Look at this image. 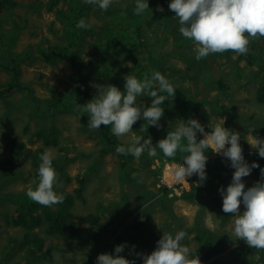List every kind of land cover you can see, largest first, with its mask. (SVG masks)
I'll return each mask as SVG.
<instances>
[{
    "label": "rangeland",
    "instance_id": "rangeland-1",
    "mask_svg": "<svg viewBox=\"0 0 264 264\" xmlns=\"http://www.w3.org/2000/svg\"><path fill=\"white\" fill-rule=\"evenodd\" d=\"M14 1L17 3L10 10H7L5 6H0V35L7 38L5 43L0 42V66L4 62L3 54L7 52V62L12 61L13 64L14 60L17 62L22 71L21 79L30 86L32 95L39 99H48L71 90L75 91L74 95L81 101L80 105H85L93 99L92 96L98 94L97 90L91 86L92 83L111 84L120 90L124 89L126 81L120 74L115 75V78L109 81L103 77L104 82L99 83L101 77H98L100 70L98 71L97 68L101 66V61L106 55L107 58L113 55L111 54L113 50L109 47L106 52L107 45L98 41L94 36L95 33L86 34V37L74 46L70 52L74 55V60L61 57L56 63L49 64L45 61L43 54L20 58V54L30 52L41 44L48 48L49 43L47 42L50 41L66 45V38L59 39V37L65 36L69 25L57 18L56 11L66 8L71 1L60 0L59 5L52 12L47 8L48 3L52 0ZM163 2L170 4L171 0L160 1L155 8L153 7V11H151V7L146 10L149 21L144 22L142 34L145 32L148 35L147 42L143 45H146L144 50L149 52V55L146 53L144 62L146 66L144 63L141 65L150 69L152 73L159 71L173 84L175 97H169L168 101L176 99V89L185 90V95L192 99L191 102L194 103V106L198 105V99L201 100L204 108L209 112L208 119H197L204 126L205 132L210 131L209 123L214 125L221 119L225 120L224 127L226 129L239 132L241 147L250 152H246L247 156H250V159L246 161L249 164L258 163L260 168L257 169L260 173V169L264 168V158L258 157V153L249 145L248 140L255 136L264 139V104L257 100L258 92L261 89L260 81L247 78L250 76L249 67L253 70L261 69L260 66H251L249 58L252 56L256 60L260 56H264V38L255 39L257 42L251 41L247 58L241 57L246 55H237L227 51L223 54H210L207 58L197 61L193 51L194 42L181 35L178 18L175 17L174 12L169 10L167 4L161 5ZM158 7H162L164 12L156 11ZM134 8L135 0H112L108 10L114 11L115 16L120 14L131 19L130 14L129 17L126 16L128 12L134 11ZM108 10L103 11L94 5L89 17L85 18L87 19L85 22L90 25V28H94L95 32H99L105 19L115 17L108 16ZM151 12L156 14L149 19ZM140 17H144V12L140 15L134 14L133 19H140ZM165 17L168 21L162 25L169 27L157 29L156 25L159 24L155 23V19L162 20ZM90 28L88 27L89 30ZM133 35L137 42H140L137 34ZM97 43L99 46L96 45ZM257 48L258 51H256ZM153 52L154 60L150 56ZM75 53L78 59L75 57ZM134 59L132 57V61ZM157 59L164 64L158 65L155 62ZM82 60L87 62L84 61V65H82L79 62ZM262 63L264 65V59ZM259 78L264 79L263 71L259 73ZM11 79V73L0 67V85ZM218 80L225 81L231 96L217 103L210 102L221 94L217 84ZM161 94L167 95V93ZM7 95L12 101L10 108L0 99V161L9 158L10 150L7 146L13 138L33 150L44 148L45 151L51 153L53 159L61 158L63 155L61 147H66L69 157L77 156V158L69 161L67 165L68 173H66L71 179L67 180L58 174L55 190L60 194H64L63 190L76 193L75 189L80 187L82 178H85L83 180V188L84 185L85 188L83 197L76 198L70 208L71 213L80 218L73 222L74 224H69V221L64 220V224L68 226L65 230L67 234L56 235V231L53 232L49 229L50 224L47 218H44L41 224L33 228L31 232L45 240L44 246L36 249L29 242L28 244L24 243L30 230L14 226L12 218L22 212L26 213L27 210L30 211V218H32V214L42 216L50 207H44L31 201L34 206L31 211L26 191L29 186L35 188L36 185L31 182L34 180L38 182V175L34 173V168L29 161L22 163L18 167L21 174L13 179L4 180L0 187V264H96L99 254H110L107 245L111 239L110 235L115 233V230L116 236L112 241L119 237L118 245L127 244L121 255L129 260L135 259L136 264H143L142 260L135 256V253L151 254L163 232L185 231L188 235L182 243L189 247L190 253L195 251L200 246V242L197 240L199 235L197 228L201 227L215 235L219 234L224 239L226 253L219 256L221 260L231 262V259L237 256L246 264L248 261L244 260L245 258L234 253L235 249L239 247H243L246 251L249 249L250 257L261 258L262 250L255 248L252 252L243 240H236V237L232 235L234 216L225 215L222 211L223 198L219 194V189L221 187L226 189L234 172V169L230 167V161L226 158L220 157L216 161L218 167H223L214 170L215 172H212L211 175L208 171V188L205 194L199 195L200 197L198 196L196 199H187L184 197L195 196L198 193L194 186L200 185V183L195 174L186 177V182L176 181L171 173L168 174L171 172L168 168L179 163L165 157L159 149H157L156 156L162 160L154 162L152 158L155 156H150L145 151L142 158H136V162L133 163L134 167H137V174L141 178L142 184L126 190L121 184L119 156L111 152L102 153L104 146L96 131L83 130L85 124L82 118L88 120L86 113L75 107L73 111L58 113L54 117L41 116L44 109L39 108L36 112L33 103L36 100L33 98L26 100L24 92L17 91ZM138 99L145 106L151 105L152 98L148 96ZM70 101H68L69 104ZM171 123L172 121L168 118V122L166 121L163 127L170 131ZM43 129L51 132L54 137L56 135L59 141L58 146H45L43 139L33 135L35 131ZM167 133L162 132L160 138L154 135V138H150L148 135L143 136L150 138L155 146L160 139L166 138ZM134 136H138L135 127L132 128V132L118 138L123 143L131 144ZM181 143L184 144L185 139H182ZM145 154L148 158L145 157ZM216 156L218 157V154H213L212 160H215ZM162 163L164 164L161 173L162 181L157 183L159 175L155 170ZM139 164L141 166H138ZM257 169H253L248 177L243 178L245 190L257 181ZM163 185H167L174 191L169 195V198L183 196V198L173 201V212H170L169 206L160 199L161 193L165 192L160 188ZM197 187L201 188V185ZM140 192H146V198L153 196H150L151 192H156L159 197L145 203L141 199L146 200L145 195L142 194L139 197ZM123 197L124 200L129 199L130 210L123 206L118 209V206L122 205ZM60 204L54 205V210L58 213H62ZM108 207H112L114 214L121 216L119 222L113 223L107 218L110 215ZM244 210L241 203L240 212L242 213ZM144 212H147L150 217L146 225L138 221L135 214ZM99 213L102 214V217L104 216V219L102 218L100 221L101 228H96V234H94L89 230L90 226H93L90 219ZM28 221L29 224H32V220ZM107 222L109 224L106 226ZM210 241V238L207 237L204 242L209 244ZM133 245L135 246L134 252H132ZM131 255L135 257L132 258Z\"/></svg>",
    "mask_w": 264,
    "mask_h": 264
},
{
    "label": "clouds",
    "instance_id": "clouds-1",
    "mask_svg": "<svg viewBox=\"0 0 264 264\" xmlns=\"http://www.w3.org/2000/svg\"><path fill=\"white\" fill-rule=\"evenodd\" d=\"M85 2L97 5L103 11H107L112 4V0ZM166 4L167 2H163L161 5ZM167 7L178 18L181 35L194 42L193 51L197 61L207 58L210 54H223L227 51L247 55L251 41L264 38V0H171ZM146 10H149L147 0H135L134 14L140 15ZM156 11L163 13L164 9L158 7ZM155 20L156 23L161 19ZM76 26L90 27L84 19ZM124 80L126 82L123 92L111 84L92 83L91 86L98 94L85 105L77 104L78 109L87 114V127L90 130H98L102 125L111 126V133L121 137L132 132L133 125L141 119L145 120L148 126L158 129L161 127L159 122L164 115L161 105L168 101L169 97H175L173 84L159 71H154L151 76L144 73L142 80L131 73L125 76ZM142 96L152 98L150 106L139 102L138 98ZM224 124V119L214 125L209 123L210 131L205 132L204 126L198 120H181L176 128L168 131L166 138L160 139L155 146L151 139L134 136L130 145L117 146L115 151L120 155L131 154L137 159L145 151L150 156H156L157 149L168 158H173L178 150L187 153L182 164L172 165L171 175L176 181L186 182V177L195 174L200 185L207 179L208 158L211 161L213 154H218L216 161L220 157L226 158L234 172L226 189H219L223 198L222 211L234 216L232 235L236 240H243L249 248L264 250V168L260 169V179L245 190L243 178L248 177L253 169L260 168V165L246 161L250 159V156H247L250 152L241 147L240 133L226 129ZM197 133L203 136L199 142ZM182 139L187 140L186 145L181 143ZM248 143L260 158H264V139L255 136L250 138ZM209 148L212 152L207 156L205 152ZM39 159L41 163L38 167V182H31L36 186L27 188V197L44 207L63 203V194L55 190L58 173L53 167L51 153L46 150ZM135 177L136 173H133V178ZM241 203L245 209L242 213ZM187 235L183 230L174 235L163 232L151 254L135 253V256L141 259L143 264H201L198 256L190 258L189 247L182 243ZM126 247L127 244L117 245L114 253L99 254L96 264H136L135 259L129 260L121 255ZM134 250L133 245L132 252Z\"/></svg>",
    "mask_w": 264,
    "mask_h": 264
},
{
    "label": "trees",
    "instance_id": "trees-1",
    "mask_svg": "<svg viewBox=\"0 0 264 264\" xmlns=\"http://www.w3.org/2000/svg\"><path fill=\"white\" fill-rule=\"evenodd\" d=\"M59 1L60 0H52L51 2H49L47 5L48 11L52 12L53 10H55V8L59 5ZM70 1L71 2L66 8L59 9L56 11L57 18L60 21L64 22L65 24L69 25V28L66 30L65 36L62 35L61 37H59V39L66 38V45L64 46L63 44H59V43L56 44V42L50 41V42H47L49 43L48 48H45L44 44H41L39 46H36L32 50H30V52H25V53L20 54L19 55L20 58H27L34 54H37V55L43 54L45 61H47V63L49 64L56 63L61 57H64L65 59L67 58V59L74 60L73 59L74 55L70 53L72 52V49L74 48V46L80 43L86 37L85 36L86 34L89 35V34L95 33L94 36L97 37V40L102 42L103 45H107L105 47L106 52L109 47L113 50V53H111L113 55L108 58L106 55L103 58L104 63L102 60L101 66L97 68L98 71L100 70L98 77H101L99 78L100 80L99 83L104 82V80L102 79L103 77H105L109 81L110 79L115 78V75H119V74L124 78L125 76L132 73V74H135V76L141 80L143 79L144 73H148L149 76L152 74L150 69L145 68L146 65L144 63L146 61V56L149 55V52L144 50L146 45H143L147 42L148 35L145 32L144 34H142L143 28H144L143 26L144 22L149 21L146 11L144 12V17H140V19H136V18L133 19L134 11L128 12L127 13L128 15L126 17H129V14H130L132 18L127 19L120 14H118V16H115L116 14L114 13V11L108 10V14H109L108 16H111V17L115 16V17L112 19H105L99 32H95L94 28L92 27L91 28L89 27L90 28L89 30L88 27L78 28L76 26L77 23L81 19L87 20L85 18L89 17L91 9L93 8L94 5H89L84 0H70ZM160 1L162 0H149L148 4H149V7H151V11H153V7L155 8V6ZM16 3L17 2L14 0H0V6L1 7L5 6L7 10H10L11 7L14 6ZM71 7L72 9H70ZM151 13L152 14L149 19H151L156 14L154 12H151ZM166 21H168L166 17L162 20H158L156 22V24H159V25H156L157 29L169 27L167 25L165 26L162 25ZM54 32L56 33L55 29H54ZM133 34L135 35L137 34V36L140 39V42H137V39ZM6 39L7 38L0 35L1 43H5V41H7ZM254 42H257V40H255ZM96 45H98V43ZM256 51H258V48ZM3 56H4V62L2 63L0 67L5 70H8L12 75V79L8 81L7 83L0 85V99L4 101L6 105L9 106V108L11 107L12 101L9 100L10 96L7 94L17 92V91L24 92L26 100H32L31 98L36 100L33 102L35 104V111L37 112L39 108L44 109V111H42L41 116L49 115V117H54L58 113L73 111V108L75 107L78 108L77 104L80 105L81 101L78 100V98L74 95L75 91L73 92L71 90H68L65 93H61L59 95L50 97L48 99H39L35 95H32V92L30 91V86L24 83L21 79L22 71L20 69V66L17 64L15 60H14V64L12 63V61L7 62L6 60L7 52L4 53ZM76 56L77 54L75 53V57ZM150 56L153 58V60L155 59L154 52L153 54L151 53ZM132 57L135 58L133 61H132ZM241 57L247 58L248 55L241 56ZM158 59L155 61L158 65L164 64L162 61H158ZM263 59H264V56L263 57L260 56V58L256 60L253 59L252 56L251 58H249V64L251 66H257V67L260 66L261 69L253 70L251 67L248 66L250 68V76L247 78L248 80L253 78L254 80L257 79L260 81L261 89L258 92L257 100L258 102L262 104H264V79L259 78V73L262 71L264 72V65L262 63ZM84 61L85 60H82L79 62L82 65H84ZM129 63L131 65H129ZM143 63L145 66L141 65ZM217 84H218L219 89L221 90V94L219 95V97L214 98L212 101L208 99V101L210 102L217 103L225 99H228L231 96L230 90L228 86L225 84L224 80H218ZM121 91L123 92L124 89ZM67 94L69 96H66ZM176 95H177L176 99L175 98L170 99L169 101L164 102L166 105H161V107L164 108V115L159 122L161 125L159 129L153 126L146 125L145 120L143 119L137 121V123L133 125V127H135V129L137 130V134L139 137L150 139V138H154L153 137L154 135L155 137L160 138V135L162 134V132H168V129L166 127L165 128L163 127L164 123L166 121L168 122V118L172 121L170 125V130H174L176 126L181 122V120H184V121H187L188 119L197 120L198 118L208 119L209 112L207 109L204 108L201 100H198V105L194 106V103L191 102L192 99L188 98V96L185 95V90L176 89ZM93 97L94 96H92L91 98ZM183 98H186V99H183ZM172 100L174 102H171ZM68 101H70V104L68 103ZM216 114L218 113L216 112ZM82 119H83V123L85 124L83 125V130L88 131L89 130V128L87 127L88 120L85 118H82ZM95 131L97 133L98 138L100 139V141L102 142L104 146V150L102 153L111 152V153L117 154V152L115 151L117 146L127 147L128 145H130V144L121 142L118 137L114 136L111 133V126L105 127L102 125L100 129L95 130ZM33 135H36L40 139H43L45 146H52V145L58 146L59 145V141L56 135L54 137L51 132H47L44 129L35 131ZM143 135H146V136L148 135V137L150 138L144 137ZM202 138L203 136L197 133V142H199V140ZM186 144H187V140L185 139V143L183 145H186ZM7 147L10 150V156L9 158H6L4 161L2 162L0 161V165H1L0 187L2 183L4 182V180L13 179L14 177H18L21 174L18 171V167L24 162L29 161L34 168V173L38 175V167H39V164L41 163L39 158L45 152L44 148L33 150L31 148H28L27 145H25L24 143L18 142L16 138H13L9 142ZM61 150L63 154L62 157L59 159H52V164L55 170L57 171V173L59 174V176L62 175L67 180H70L71 178L68 177L67 175L68 173L67 165L69 161L75 160L77 156L73 158L69 157V152L66 147H61ZM211 152L212 150L211 148H209L205 152V155L208 156ZM117 155L119 156V159L121 161L120 178H122L121 184L124 187V189L127 190V189H131L132 187L140 186L142 184V180L137 174V167H134L133 165V163L136 162V157H134L131 154H128V155L117 154ZM185 155H187V153H182L178 150L175 157L171 159L176 161L179 164H182L183 157ZM145 157L148 158L146 154H145ZM140 158H142V155ZM152 159L154 160V162H156L159 159L162 160L161 158L157 156L153 157ZM163 165L164 164L162 163L155 170V172L159 175V178L157 177V183H160L162 181L161 173H162ZM138 166H141V164H139ZM221 167L217 166L216 160L210 161L208 158V161L206 164V174H208V171H209V175H211L212 172H215L214 170L221 168ZM257 171L258 173L256 175V179L258 181L260 179V173L258 169ZM133 173H136L135 178H133ZM84 179L85 178H82V180L80 181V187L75 189L76 193H69L63 190L64 191V194H63L64 201L63 203L60 204L62 207V213L56 212V210H54V205H53L52 207H50V209H47L44 215L42 216H37L35 214H32V218H30L29 217L30 211L27 210L26 213L22 212L18 216L12 218V223L14 226L25 227L28 230H30V233L24 239L25 244H28L29 242V244L35 246L36 249H40L44 246L43 244L45 240L43 238L41 239L37 234L31 232L33 228L41 224L44 218H47L49 220V224H50L49 229L52 230L53 232L56 231V235L67 234L65 230L67 229L68 226L64 224V220L69 221V224H74L73 222H75L76 220L80 218V217H77L76 215H73V213H71L70 211V208L73 206V203H75L76 198L83 197L84 188H85V185L83 188ZM196 179L200 183L197 176H196ZM160 188L165 191L161 193L160 199H162L163 202L169 206L170 212H173V209H172L173 201L179 200L180 198H183V196L181 197L174 196V197L169 198V195L174 192L173 189H170L167 185H163ZM207 188H208V183L206 179V181L203 182V184L201 185V188L194 186V189L198 191V193L195 196L188 195V196H185L184 198L196 199L199 195L205 194ZM142 194H144L145 195L144 197L146 198L147 193L140 192V195L138 194L139 197ZM151 195L153 196L146 198V200H144V198H141V199L146 203L148 201H154L156 198L159 197V195L156 194V192H151L150 196ZM26 198L30 203H32L31 202L32 200H30L27 197V195H26ZM30 203H29V207L31 208V211H33L32 209L34 208V206H32L33 203L32 204ZM121 204L122 205L118 206V209L121 206L128 208V209L130 208L129 199L124 200V197H123ZM144 213H141V214L135 213V214L137 215V220L142 222L144 225H146L149 222L150 217L149 215H147V212L145 213V215ZM108 214L110 215L107 218L111 222L114 223V222L120 221L121 216L119 214L117 215L114 214L112 207H108ZM225 215L227 214L225 213ZM95 216L96 217L94 218L91 217L90 220L92 221L93 226H90L89 228L91 233H94V234H96V231H95L96 228H101L100 221L102 220V218L104 219V216L102 217L101 213L96 214ZM28 220H32V224L30 223L31 225L29 224ZM198 222L196 223L197 226L199 225ZM108 224L109 222L106 223V226ZM102 226L106 228L105 225L102 224ZM197 229L199 230L198 231L199 235H198L197 240L200 242V246L195 251L189 254L190 258H194L195 256H198L201 261V264H234V263L244 264L241 261V259L238 258L237 256L235 258H232L231 262H225L221 260L219 256L226 253L225 252L226 243L224 239H222L219 234L215 235L208 229H203L202 227L197 228ZM168 232L172 233L173 235L175 234V232L173 231H168ZM115 236H116V230H115V233H112V235H110L111 239L107 245L110 254L114 253V248L115 246L118 245V241H120L119 237H117L116 240L112 241ZM207 237H209L211 240L209 244H206L204 242L205 238ZM254 249L255 248H251L252 252H254ZM262 252L263 253H261V256H260L261 258L256 259L254 257H250L251 253H249V249L246 251L243 247H239L235 249L234 251V253L237 254L239 257L243 259L245 258L244 260L248 261L246 264H248L249 262L250 264H264V250H262ZM131 257L133 258L135 256L131 255Z\"/></svg>",
    "mask_w": 264,
    "mask_h": 264
},
{
    "label": "bare ground",
    "instance_id": "bare-ground-1",
    "mask_svg": "<svg viewBox=\"0 0 264 264\" xmlns=\"http://www.w3.org/2000/svg\"><path fill=\"white\" fill-rule=\"evenodd\" d=\"M168 169L171 171V168H170V167H169ZM170 173H171V172H169L168 174H170Z\"/></svg>",
    "mask_w": 264,
    "mask_h": 264
}]
</instances>
